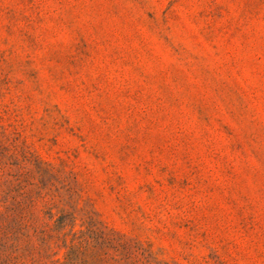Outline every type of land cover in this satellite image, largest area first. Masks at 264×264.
Returning a JSON list of instances; mask_svg holds the SVG:
<instances>
[{
  "label": "rangeland",
  "instance_id": "374dc122",
  "mask_svg": "<svg viewBox=\"0 0 264 264\" xmlns=\"http://www.w3.org/2000/svg\"><path fill=\"white\" fill-rule=\"evenodd\" d=\"M264 264V0H0V264Z\"/></svg>",
  "mask_w": 264,
  "mask_h": 264
},
{
  "label": "trees",
  "instance_id": "16d2710c",
  "mask_svg": "<svg viewBox=\"0 0 264 264\" xmlns=\"http://www.w3.org/2000/svg\"><path fill=\"white\" fill-rule=\"evenodd\" d=\"M73 248H78V247H74V246H72L71 249H70L71 251H70L69 253H67V255H66V257H65V258H66V261H68V262L71 263V264H72L71 254L74 253L73 251L75 250V249L73 250ZM86 264H87V263H86Z\"/></svg>",
  "mask_w": 264,
  "mask_h": 264
}]
</instances>
